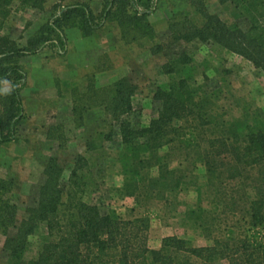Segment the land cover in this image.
I'll use <instances>...</instances> for the list:
<instances>
[{"label":"trees","instance_id":"16d2710c","mask_svg":"<svg viewBox=\"0 0 264 264\" xmlns=\"http://www.w3.org/2000/svg\"><path fill=\"white\" fill-rule=\"evenodd\" d=\"M15 2L21 8L44 10L48 0H0V152L19 140L27 121L22 97L28 83V73L21 64L24 58L47 48L66 55L67 31L72 29L90 38L108 24H115L129 43L154 34L149 0H103L98 15L89 1L58 0L48 21L21 46L3 34ZM219 2L233 8L234 26L210 13L202 0H190L202 25L183 14L174 16L167 40L154 51L199 40L237 54L264 72V0ZM192 64L193 58L183 52L165 65L172 81L154 95L160 110L148 125L125 120L134 114L137 92L129 77L107 87H89L82 96L76 94L73 115L82 126L85 113L99 106L110 127L105 140L112 141L118 128L130 159L126 195L138 203L162 200L169 204L173 195L190 185V166L197 169L199 164L205 169L207 188H214L218 196L216 204L240 213L242 232L221 224V213L191 210L190 219L209 244L194 247L172 236L164 238L159 249H152L148 218L125 220L115 210L103 213L85 201L87 183L82 172L89 163L84 157L77 158L65 183L64 168L51 157L38 200L27 208V217L21 221L17 205L8 198L13 183L0 179V231L6 237L4 250L12 264H264V244L247 235L252 229L264 228V120L250 116L223 120L214 112L213 96L202 91L192 75ZM60 131V127L51 126L48 138L62 141ZM95 143H88L89 151L96 149ZM230 185L231 191L227 188ZM41 227L46 235L37 256L26 260L30 238Z\"/></svg>","mask_w":264,"mask_h":264},{"label":"rangeland","instance_id":"374dc122","mask_svg":"<svg viewBox=\"0 0 264 264\" xmlns=\"http://www.w3.org/2000/svg\"><path fill=\"white\" fill-rule=\"evenodd\" d=\"M78 1H89L97 15L103 9V0ZM202 1L210 13L234 26L231 6L220 4L219 0ZM57 3L58 0H48L45 9L38 10L21 8L15 2L3 34L25 46L48 21ZM149 3L153 11L149 20L154 27L150 38L129 43L122 39L115 24H108L90 38H83L80 31L72 29L67 31L66 55L60 56L55 49L47 48L21 61L28 73V83L22 91L27 121L21 127L19 140L4 146L0 152V179L13 183L8 198L18 207L19 221L27 217V208L38 200L49 158L59 160L65 170V183L81 156L89 163L82 172L87 183L85 201L97 205L103 213L115 210L125 220L148 218L152 249H159L163 239L172 236L185 239L194 247L208 245L201 229L188 215L191 210L221 213V224L242 232L240 213L231 212L228 205H217L215 189L207 188L205 169L199 164L197 169L190 166L187 178L190 185L173 195L169 204L162 200L138 203L134 197L126 195L130 159L118 128H115L112 141L105 140L110 127L99 106L85 113L82 126H78L74 118L76 94L82 96L89 92V87L99 89L129 77L137 85V92L133 99L134 114L125 120L148 125L160 110L154 95L158 89H167L172 81L165 73V65L185 52L193 58L191 73L198 85L213 96L214 112L218 116L226 121L245 116L264 120V72L237 54L199 40L156 53L154 48L169 36V22L174 16L183 14L198 25H202V21L190 0H149ZM51 126L61 128L58 134L63 135L62 141L48 138ZM91 141L96 142L93 151L88 149ZM177 154L176 160L180 158ZM227 188L231 191L233 187ZM44 235L46 229L41 227L30 238L26 260L37 256ZM247 235L264 244L263 227L252 229ZM5 240L0 231V264H12L4 250Z\"/></svg>","mask_w":264,"mask_h":264}]
</instances>
